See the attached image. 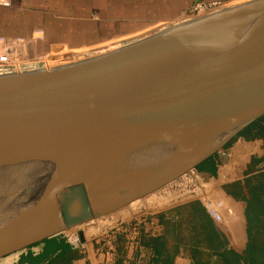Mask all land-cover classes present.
Listing matches in <instances>:
<instances>
[{"label":"water","instance_id":"95a60500","mask_svg":"<svg viewBox=\"0 0 264 264\" xmlns=\"http://www.w3.org/2000/svg\"><path fill=\"white\" fill-rule=\"evenodd\" d=\"M263 116L264 0L0 70V260L155 193Z\"/></svg>","mask_w":264,"mask_h":264},{"label":"trees","instance_id":"16d2710c","mask_svg":"<svg viewBox=\"0 0 264 264\" xmlns=\"http://www.w3.org/2000/svg\"><path fill=\"white\" fill-rule=\"evenodd\" d=\"M196 170L226 182L221 188L222 199L234 210L231 220L216 222L200 198L173 203L169 210L148 218L164 226L161 233H152L145 224L133 242L125 233H118L116 256L110 264H175L182 252L190 257L191 264H264V116ZM231 198L243 207L237 209ZM151 202L137 201L118 212L134 207L139 214ZM236 223L246 233L241 247L232 241ZM41 244L42 251L29 250L20 264H74L86 257L83 248L74 246L64 234L33 246Z\"/></svg>","mask_w":264,"mask_h":264},{"label":"crops","instance_id":"0c3cea01","mask_svg":"<svg viewBox=\"0 0 264 264\" xmlns=\"http://www.w3.org/2000/svg\"><path fill=\"white\" fill-rule=\"evenodd\" d=\"M199 1L214 0H0V35H25L35 27H42L46 31L45 43L52 49L76 52L82 47L99 46L100 39L106 42L110 41L107 39L139 37L158 27H167L173 22L188 19L193 5ZM217 1L223 2L225 7L246 0ZM230 200L237 209L243 207L241 202L232 198ZM122 214L116 211L101 217L92 223L90 233L95 234ZM161 226L164 230V226ZM234 229L232 241L241 247L246 233L238 223ZM89 239L86 237L88 245L83 248L86 257L74 264H108L104 255L96 254ZM42 246H33L2 260L4 264H20L23 254L29 250L38 253L42 251ZM175 264H191V259L186 252H182Z\"/></svg>","mask_w":264,"mask_h":264},{"label":"rangeland","instance_id":"374dc122","mask_svg":"<svg viewBox=\"0 0 264 264\" xmlns=\"http://www.w3.org/2000/svg\"><path fill=\"white\" fill-rule=\"evenodd\" d=\"M247 1V0H246ZM244 2V1H242ZM241 3V2H239ZM238 4V3H236ZM235 5V4H234ZM228 7V6H225ZM188 20V19H184ZM183 21V20H182ZM181 22V20L176 21L171 23V25L176 24ZM170 26V25H169ZM168 27V26H167ZM163 28H166L161 26L158 27L157 29L151 31L150 33H147L146 35H140L139 37H124L123 39H107L110 41L104 42L103 39H100V44L99 46L96 47H82L80 51H70L69 49L64 50V49H52L50 45H47L45 43L46 41V31L42 27H35L33 28L28 34L21 35V36H28L31 32H33L36 29H42L45 34V38L43 41H39L36 43H30L26 46L24 52H23V60L25 62V66L21 70H16V69H11L12 71H22L25 69H30V68H42V67H51L59 64H63L66 62L74 61V60H79L82 58H86L92 55H96L102 52H105L107 50H110L112 48H115L121 44H125L131 41H134L136 39L142 38L144 36H147L151 33H154L156 31H159ZM111 46V47H110ZM197 170H193L190 173L182 176L178 180L164 186L160 190L156 191L155 193L148 195L142 199H139V203L145 204L144 202H149L150 206L147 207V210L142 211L139 213L137 216H133L132 218L128 219H122L118 221L117 223L113 224L110 226V229L114 230L117 226H119L122 223L128 222V221H133L134 217H141L145 216L147 218L154 217L156 214L162 213V211L169 210L171 208V205H173L172 202L182 198L185 199H199L203 198L206 199L205 197L209 196L210 198H215L216 200L222 199V185L225 184L226 182H217L214 178H207L199 175L197 173ZM214 200V199H213ZM223 200V199H222ZM135 201V202H137ZM133 204V203H132ZM169 205V207H168ZM167 207V208H165ZM133 210L134 207H129L123 212L120 211V213H123V215H126L130 210ZM116 212V211H115ZM225 217L228 220H231V217L228 216V214L225 213ZM100 220V218L92 220L90 222H87L85 224H82L81 226H77L74 228L75 230L72 231V233H75L78 231H85V235L87 237H93V235L90 233L92 229V223L95 221ZM221 223H226L225 221ZM71 236V234L69 235ZM0 264H4V260H0Z\"/></svg>","mask_w":264,"mask_h":264},{"label":"built area","instance_id":"2783aa9c","mask_svg":"<svg viewBox=\"0 0 264 264\" xmlns=\"http://www.w3.org/2000/svg\"><path fill=\"white\" fill-rule=\"evenodd\" d=\"M222 8L225 7L224 3L221 1H199L193 5L187 18L191 19L201 17L206 14L218 11ZM44 38L45 34L42 29H36L28 36L0 35V70L23 69V67L25 66V62L23 60V52L26 46L30 43L43 41ZM205 198L206 199H200L216 222L221 223L223 221H229L225 217V213L228 214V216H230L231 218L233 217L234 210L228 207L225 204L224 200L220 199L219 201V199L216 200L215 198H210L209 196ZM183 200H185V198L181 197L180 199L172 203L181 202ZM142 215L141 217H134V219H132L133 221H128L120 224L114 230L110 229L109 227L104 231L94 234L92 238L90 237L89 241H91V244L94 245L96 254L104 255L108 264H110L113 262L116 256L115 238L118 233H125L127 238L133 242L139 235L140 227L142 224L147 225L151 232L154 234H158L163 231V228H161L162 226L157 221H155L154 219H148L147 217ZM80 232L84 233L86 241V232L82 230L78 231V233L66 232V234L68 235L67 239L74 246H80L82 248L87 247L88 243L82 241ZM70 234L71 236H69Z\"/></svg>","mask_w":264,"mask_h":264},{"label":"bare ground","instance_id":"6f19581e","mask_svg":"<svg viewBox=\"0 0 264 264\" xmlns=\"http://www.w3.org/2000/svg\"><path fill=\"white\" fill-rule=\"evenodd\" d=\"M118 211V210H117ZM114 213V212H113ZM111 214V213H110ZM108 215V214H107ZM135 215H138V212H137V210L136 209H131L126 215H121V216H119V218H116L117 220H114V221H112V222H110V224H108V225H105V226H103L100 230H97L96 232H95V234L96 233H99V232H101V231H104L105 229H107V228H109L110 226H112L113 224H115V223H117L118 221H120V220H122V219H128V218H130V217H133V216H135ZM106 216V215H105ZM123 216V217H122Z\"/></svg>","mask_w":264,"mask_h":264},{"label":"flooded vegetation","instance_id":"af4514ba","mask_svg":"<svg viewBox=\"0 0 264 264\" xmlns=\"http://www.w3.org/2000/svg\"><path fill=\"white\" fill-rule=\"evenodd\" d=\"M109 215V214H108Z\"/></svg>","mask_w":264,"mask_h":264}]
</instances>
